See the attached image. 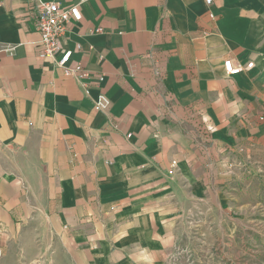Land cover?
<instances>
[{
	"label": "crops",
	"instance_id": "1",
	"mask_svg": "<svg viewBox=\"0 0 264 264\" xmlns=\"http://www.w3.org/2000/svg\"><path fill=\"white\" fill-rule=\"evenodd\" d=\"M44 1L81 2L0 0V264H168L189 215L263 203L264 0H86V78L40 55Z\"/></svg>",
	"mask_w": 264,
	"mask_h": 264
},
{
	"label": "rangeland",
	"instance_id": "2",
	"mask_svg": "<svg viewBox=\"0 0 264 264\" xmlns=\"http://www.w3.org/2000/svg\"><path fill=\"white\" fill-rule=\"evenodd\" d=\"M196 221V217L189 215L187 225L193 232L174 264H264V201L242 209L228 223L229 231L207 229L204 232L209 236L202 232L194 236Z\"/></svg>",
	"mask_w": 264,
	"mask_h": 264
},
{
	"label": "built area",
	"instance_id": "3",
	"mask_svg": "<svg viewBox=\"0 0 264 264\" xmlns=\"http://www.w3.org/2000/svg\"><path fill=\"white\" fill-rule=\"evenodd\" d=\"M72 5H62L56 1H44L37 5L38 30L40 32L39 53L45 58H49L60 67L67 75H73L78 78L89 77V71L82 63L71 65L73 55L76 50L82 47L80 42H76L74 47L69 46L70 25L79 22L82 17L81 3ZM208 5L212 0H205ZM96 32L102 31L101 27L95 29ZM253 62H248L246 66L233 63L232 59L224 62V67L228 75L241 73L245 68H251ZM111 105V99L106 93H100L94 99V109L97 111H106ZM264 119V117H262ZM177 161H172L168 171L170 175L175 172ZM176 255L170 258L168 264H174Z\"/></svg>",
	"mask_w": 264,
	"mask_h": 264
}]
</instances>
